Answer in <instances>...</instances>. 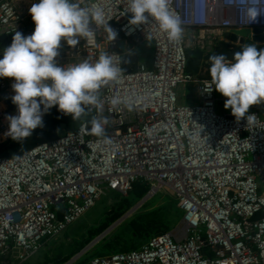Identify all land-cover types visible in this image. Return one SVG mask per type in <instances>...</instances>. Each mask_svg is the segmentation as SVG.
Instances as JSON below:
<instances>
[{"label": "built area", "instance_id": "1", "mask_svg": "<svg viewBox=\"0 0 264 264\" xmlns=\"http://www.w3.org/2000/svg\"><path fill=\"white\" fill-rule=\"evenodd\" d=\"M20 1L0 0V34L34 32ZM79 3L103 7L116 38L95 27L94 36L81 38L75 48L62 40L56 60L69 67L85 58L94 63L107 52L122 68L119 82L101 92L113 143L105 145L89 134L91 116L97 114L93 108L62 135L14 156L0 155L2 262L22 264L106 191L126 196L141 181L149 197L164 188L173 192L182 211L179 225L151 235L137 248L88 255L80 264H264V116L249 109L246 116L254 118L248 123L246 118L237 122L231 111L217 112L210 73L186 72L187 48L206 53L215 44H231L225 36L231 30L264 34V0H170L185 29L179 44L170 42L151 17L148 24L131 25L130 0ZM249 6L261 13L256 22H248ZM241 39L233 41L245 46ZM11 43L0 46V55ZM249 44L263 46L264 41ZM133 54L136 61L124 66L122 57ZM179 84L193 86L192 102L179 103ZM5 86L0 78V88ZM113 97L147 100L130 111L124 104L114 109ZM11 115L0 105V144L11 139L4 135Z\"/></svg>", "mask_w": 264, "mask_h": 264}, {"label": "clouds", "instance_id": "2", "mask_svg": "<svg viewBox=\"0 0 264 264\" xmlns=\"http://www.w3.org/2000/svg\"><path fill=\"white\" fill-rule=\"evenodd\" d=\"M29 12L35 23L34 32L29 36L15 32L0 59V77L14 78L15 95L11 100L17 107L16 115L6 117L9 128L5 137L22 143L36 128L43 127V115L58 105V110L71 115L74 121L96 109L97 114L89 121V134L101 138L105 145H112L106 132L110 121L102 114L101 92L119 82L122 68L107 52L101 53L94 63L85 58L69 67L60 66L56 60L62 40L75 48L81 38L94 36L95 27H103L111 40L116 38L104 8L81 6L79 0H38ZM128 12L132 13L131 25L148 24L151 17V22L158 24L170 42L182 41L185 29L170 10V0H130ZM246 15L248 22L253 23L261 13L249 6ZM209 63L215 90L227 98L224 108L231 109L237 122L243 118L252 122L254 115L246 116L249 108L264 103V49L248 44L235 52L232 60L223 54H213ZM146 100L147 97L133 101L113 97L110 103L114 109L124 104L131 111Z\"/></svg>", "mask_w": 264, "mask_h": 264}, {"label": "rangeland", "instance_id": "3", "mask_svg": "<svg viewBox=\"0 0 264 264\" xmlns=\"http://www.w3.org/2000/svg\"><path fill=\"white\" fill-rule=\"evenodd\" d=\"M20 2H22V4L20 5L21 14L25 16L28 20L32 19L31 14L29 12V8L32 4L38 3V0H24ZM262 48H264V45L262 46ZM138 54L140 55L139 51ZM140 59L141 58L139 56V60ZM205 75L206 73L204 72V76ZM191 89L194 90L193 86L189 84L178 85L176 91L178 93L179 103H190L194 100V94L191 98ZM222 97L223 95L216 91V110L217 112H222L224 110L226 113H228L231 111V109L224 108L225 101L223 102L218 100V98L221 99ZM249 109H256L261 115L264 116V103L260 105H253ZM120 198L121 196L115 193L114 191H106L105 194H103L95 202V204L90 207L76 222H74L70 227L65 229L66 232L62 233L59 237L54 239L51 244V247L47 248L50 249L49 255L53 257V259H62V257L68 254L70 250L76 246L77 242L81 241L85 237L86 229H88V227H91L92 225H97L100 221H102L104 215L108 211L117 210V208L120 206V210L122 211L121 215L118 217L120 218L124 213H127L130 208H132L140 199L138 197L133 196L132 194H127L126 198L128 199V202L123 203L124 201L122 199L120 200ZM170 202L174 204L176 203V199L173 192L167 188L160 190L158 193L150 196L147 200H145V202H143L132 212H130L123 220H121L107 233H105L104 236L94 245L99 246L106 242H111L113 245L116 246L117 249L124 250L125 248L129 247L130 244H136L137 242H140L141 239H138V235L133 228L132 221L136 223L139 220V216L141 215H147L152 212L166 210L167 205ZM114 221H112L109 225H111ZM179 222L180 221L173 225L169 230H172L177 227L179 225ZM108 226L105 229H107ZM104 230H102L100 233H102ZM99 234L94 236L90 241L96 238ZM93 246L89 247V251L84 253L73 263L75 264L76 262L90 255V253L95 250L94 248H96V246Z\"/></svg>", "mask_w": 264, "mask_h": 264}, {"label": "trees", "instance_id": "4", "mask_svg": "<svg viewBox=\"0 0 264 264\" xmlns=\"http://www.w3.org/2000/svg\"><path fill=\"white\" fill-rule=\"evenodd\" d=\"M231 44L226 43H219L215 44L209 51L203 53L202 50L198 48H187L186 49V56H187V63H186V72L190 74H197L199 68V60L204 59L207 60L209 63V57L213 54H223L226 56L227 59H233L235 52L241 51L243 46L235 43L233 40L229 39ZM256 45V44H255ZM257 49H264L262 46L256 45ZM206 74L205 76H208ZM203 76V75H198ZM4 103L6 106L11 109L15 107L12 103L11 97L5 98ZM70 120H73L71 115H65L61 111L58 110V105L53 106L50 108L44 115H43V127L36 128L32 135L21 142L14 141L12 139L7 140L4 143L0 144V155L3 154L4 149L8 147L13 148L17 153H20L27 148L34 146L37 143H40L45 140L53 139L57 137L56 131L60 122L68 123ZM147 191L146 185L141 181H136L133 184V188L131 191L128 192L135 197L141 198ZM123 200V203L128 202L126 196H121L120 200ZM122 203V204H123ZM122 211L120 210V206L117 210L108 211L103 220L100 221L97 225H92L88 227L85 231V237L77 242L76 246L70 250L68 254H66L62 259H58L56 263H63L66 262L71 256L81 250L94 236L99 234L102 230H104L112 221L117 219L121 215ZM182 216V211L178 208L176 203H168L167 209L159 212H152L147 215L139 216V220L135 223L132 221V225L134 230L137 232L138 239H141L140 242L136 244H130L129 247L125 249L137 248L143 242H145L151 235L164 232L169 230L173 225H175L178 221H180ZM94 245L93 247H95ZM97 248V249H96ZM95 250L90 253V255L101 253V252H108V251H116L118 250L115 245L111 242H106L99 246H96ZM78 262L76 264H80Z\"/></svg>", "mask_w": 264, "mask_h": 264}, {"label": "water", "instance_id": "5", "mask_svg": "<svg viewBox=\"0 0 264 264\" xmlns=\"http://www.w3.org/2000/svg\"><path fill=\"white\" fill-rule=\"evenodd\" d=\"M251 31L249 29H240V30H231L229 32L225 33L226 37H229L231 40H235L236 37L238 35L242 36V39L240 40V43L244 42L245 45L249 44L251 41L254 42H261L264 41V34H261V30L260 29H255L254 32L255 34L251 36ZM246 36V38L243 40V37ZM251 37V38H250ZM13 39V35H5V34H0V46L4 47L6 44H8V42H12ZM251 39V40H250ZM3 57V55H0V59ZM130 61H136V55L133 54L131 56L128 55H124L122 57V64L124 66H126ZM133 69L136 68V65L133 64L132 66ZM125 71H128V68H124ZM231 117H234L233 115H230ZM64 129H65V123L64 122H60L58 125V129L56 131L57 135H62L64 133ZM17 152L11 148L8 147L6 150L3 151V155L4 156H14L16 155ZM149 198V194L145 193L139 200L138 202L132 207L130 208V210L127 213H124L120 218H118L117 220H115L111 225L108 226L107 229H105L102 233H100L96 238H94L92 241H90L88 244H86V246L79 250L77 253H75L73 256H71L68 261L65 262V264H69L71 262H73L79 255H81L82 252H84L86 249H88L89 247L93 246L95 243H97L103 236L105 233H107L112 227H114L117 223H119L121 220H123L130 212H132L136 207H138L139 205H141L143 202H145V200H147Z\"/></svg>", "mask_w": 264, "mask_h": 264}, {"label": "crops", "instance_id": "6", "mask_svg": "<svg viewBox=\"0 0 264 264\" xmlns=\"http://www.w3.org/2000/svg\"><path fill=\"white\" fill-rule=\"evenodd\" d=\"M21 4H22V2H18L19 9H20V5ZM30 21H32V19ZM203 53H205V52L203 51ZM198 66H199L198 72H197L198 75H203L204 76V72L206 74H208V72L210 73L209 69H210L211 65L206 60H204V59L199 60V65ZM0 78H2L5 81V83H6L5 88H0V105L1 106H6V104L4 103V99L8 98V97H12L13 95H15V93H14V91L12 89V84L14 83V78H9V77H0ZM191 91H192V93H191V98H192V96L194 94V90L191 89ZM10 112L13 115H16L17 114V107L15 106V107L11 108ZM79 121L80 120H77V121L70 120L68 123L64 122L65 123V128H75ZM71 225H69L68 227H70ZM64 232H66V230H64V231L60 232L58 235L53 236V237L49 238L48 240H46L42 244L40 249L37 252H35L31 257H29L27 260H25L22 264H65V263H56L58 258H54L53 259V257H51L49 255L50 249H47V248L51 247V244L54 241V239L59 237ZM78 262H76V263H78ZM0 264H4L2 262V258H0ZM5 264H12V262L10 260L9 261L7 260V263H5ZM69 264H72V263H69Z\"/></svg>", "mask_w": 264, "mask_h": 264}]
</instances>
